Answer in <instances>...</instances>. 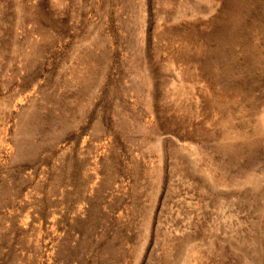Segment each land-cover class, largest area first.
Here are the masks:
<instances>
[{
    "label": "rangeland",
    "instance_id": "rangeland-1",
    "mask_svg": "<svg viewBox=\"0 0 264 264\" xmlns=\"http://www.w3.org/2000/svg\"><path fill=\"white\" fill-rule=\"evenodd\" d=\"M0 264H264V0H0Z\"/></svg>",
    "mask_w": 264,
    "mask_h": 264
}]
</instances>
